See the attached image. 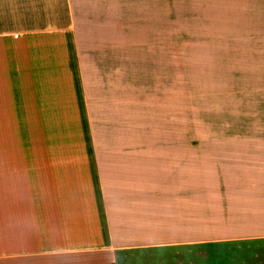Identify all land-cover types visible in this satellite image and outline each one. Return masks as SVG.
Returning <instances> with one entry per match:
<instances>
[{
	"label": "crops",
	"instance_id": "1",
	"mask_svg": "<svg viewBox=\"0 0 264 264\" xmlns=\"http://www.w3.org/2000/svg\"><path fill=\"white\" fill-rule=\"evenodd\" d=\"M115 3L0 0V264H264V0H165L222 37L245 103L236 140L190 144L181 189L156 143L95 139L87 59L122 50Z\"/></svg>",
	"mask_w": 264,
	"mask_h": 264
},
{
	"label": "rangeland",
	"instance_id": "2",
	"mask_svg": "<svg viewBox=\"0 0 264 264\" xmlns=\"http://www.w3.org/2000/svg\"><path fill=\"white\" fill-rule=\"evenodd\" d=\"M106 8L111 44L122 50L88 54L95 139L156 143L159 187L181 189L188 152L197 150L190 144L223 132L236 140L245 125L238 86L211 60L222 37L196 35L187 4L123 0Z\"/></svg>",
	"mask_w": 264,
	"mask_h": 264
}]
</instances>
